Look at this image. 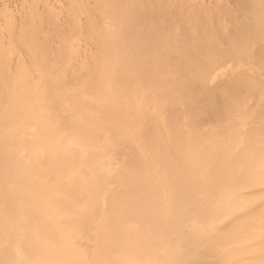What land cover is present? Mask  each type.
Instances as JSON below:
<instances>
[{
    "label": "bare ground",
    "instance_id": "obj_1",
    "mask_svg": "<svg viewBox=\"0 0 264 264\" xmlns=\"http://www.w3.org/2000/svg\"><path fill=\"white\" fill-rule=\"evenodd\" d=\"M15 261L264 264V0H0Z\"/></svg>",
    "mask_w": 264,
    "mask_h": 264
},
{
    "label": "snow or ice",
    "instance_id": "obj_2",
    "mask_svg": "<svg viewBox=\"0 0 264 264\" xmlns=\"http://www.w3.org/2000/svg\"><path fill=\"white\" fill-rule=\"evenodd\" d=\"M245 54L246 53L242 50L233 47L210 49L204 54V57L190 69L191 75L199 79L204 77L207 69L219 66L221 62L225 61V58L235 55L242 56ZM13 264H19V262L15 261Z\"/></svg>",
    "mask_w": 264,
    "mask_h": 264
}]
</instances>
